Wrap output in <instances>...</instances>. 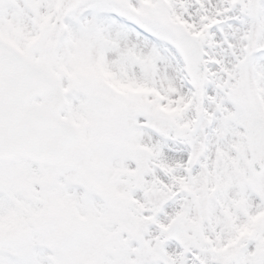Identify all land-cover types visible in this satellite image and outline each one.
Returning <instances> with one entry per match:
<instances>
[{
	"label": "snow or ice",
	"instance_id": "1",
	"mask_svg": "<svg viewBox=\"0 0 264 264\" xmlns=\"http://www.w3.org/2000/svg\"><path fill=\"white\" fill-rule=\"evenodd\" d=\"M0 264H264V0H0Z\"/></svg>",
	"mask_w": 264,
	"mask_h": 264
}]
</instances>
